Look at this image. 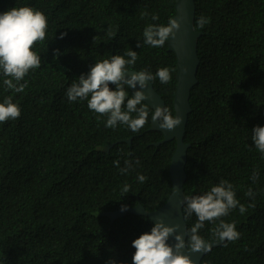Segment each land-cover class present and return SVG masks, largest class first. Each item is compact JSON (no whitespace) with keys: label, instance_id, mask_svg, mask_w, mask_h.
Masks as SVG:
<instances>
[{"label":"trees","instance_id":"obj_1","mask_svg":"<svg viewBox=\"0 0 264 264\" xmlns=\"http://www.w3.org/2000/svg\"><path fill=\"white\" fill-rule=\"evenodd\" d=\"M25 5L42 11L48 28L45 40L33 45L41 66L25 77L24 91L0 83V100L11 95L21 110L18 119L0 124V264H132V240L152 222L114 213L164 204L175 141L154 145L162 133L148 130L153 110L145 103L148 121L133 133L125 126L105 128L106 116L94 114L86 101L69 103L65 91L95 62L131 48L138 59L129 70L175 69L168 84L151 81L174 115V53L167 43H137L147 24L167 23L175 0H0V12ZM195 6L193 27L202 35L185 128L184 195L201 194L223 179L247 208L244 215L234 209L222 217L236 223L240 238L211 248L201 264H264V157L251 140L253 127L264 125V0H195ZM201 14L209 20L203 28L196 23ZM116 160L120 167L125 160L139 164L122 175ZM249 188L254 200L245 195ZM185 221L188 230L196 217ZM214 227L205 222L199 234L218 242Z\"/></svg>","mask_w":264,"mask_h":264},{"label":"clouds","instance_id":"obj_2","mask_svg":"<svg viewBox=\"0 0 264 264\" xmlns=\"http://www.w3.org/2000/svg\"><path fill=\"white\" fill-rule=\"evenodd\" d=\"M152 21L159 20L157 14H152ZM209 22L203 14L196 21L203 28ZM48 21L45 14L31 6L13 7L0 12V83L6 90L13 93H22L27 85L25 77L30 71L41 66V56L33 48L35 42H43L46 37ZM181 28L178 19L169 17L166 24H147L142 32V41L138 40L137 47L147 45L151 48L163 47L170 38L176 35ZM66 33H61L63 38ZM142 42V44H141ZM138 54L131 48L123 55H111L108 59L95 62L87 73H81L73 79L66 88L65 96L69 103L87 102V108L94 114L107 117L105 128L116 129L125 126L133 133L139 132L149 118V112L144 107L148 99L146 89L148 82L158 79L162 85L172 79L174 68L167 66L158 68L153 74L147 70L129 71L137 62ZM131 73L130 75H127ZM110 85H114L110 87ZM135 89L129 95L126 89ZM21 110L13 102L11 95L0 100V124L16 120ZM151 121L157 123L161 129L173 131L181 125L182 118L173 115L167 107L157 106L151 112ZM251 140L255 149L264 157V125H257L251 131ZM122 175L128 174L134 163L139 161H124L120 167L119 160L113 162ZM259 173L254 170L251 179H257ZM137 180L144 182L145 176L138 175ZM129 193V186L122 189ZM254 200L256 193L249 188L245 193ZM250 204L248 207H252ZM234 209L241 215L247 212L244 204L236 198V190L232 183L221 179L201 194L186 196L183 203L185 217L195 215L196 221L187 230V240L178 233L179 225L167 226L163 221L152 223L149 231L140 234L132 240L131 246L135 249L132 255V264H192L190 258L183 254V249L192 252L206 253L211 245L199 234L205 227V222L215 224L212 238L221 242H233L240 238L236 223L226 222L227 217ZM126 206L121 207L125 211ZM174 235L175 244L169 243L170 236ZM107 264H116L109 260Z\"/></svg>","mask_w":264,"mask_h":264},{"label":"water","instance_id":"obj_3","mask_svg":"<svg viewBox=\"0 0 264 264\" xmlns=\"http://www.w3.org/2000/svg\"><path fill=\"white\" fill-rule=\"evenodd\" d=\"M195 10V0H175L172 17L180 21L181 28L167 42V50L174 53L176 59V88L172 101L174 116L178 114L182 118V123L173 131L161 129L157 123L153 124V122L148 129L162 133V139L154 143L155 146L175 141L174 152L169 164L171 192L164 204L156 210L147 211L141 204H137L134 207L126 208L125 211H117L113 216H122L128 212H132L137 215L146 216L152 223L163 221L167 226L179 225L178 233L183 234L185 240L187 238V224L182 209L186 195H184L183 185L187 179L185 168L188 159L187 151L190 145L184 141V138L188 115L191 112L189 98L192 88L197 83L196 76L200 63L199 57L196 54L197 39L202 35V32L195 30L193 27ZM130 74L128 73L127 75ZM129 90L131 92L135 91V89L131 88ZM145 91L148 94V99L144 102L147 106L152 110H155L157 106L165 107V102L154 90L151 82H148V87ZM126 141L130 143L131 138ZM174 235L169 238V243L173 245L175 244ZM208 243L211 245V248H215L224 242ZM182 251L183 254L190 258L192 264H201L202 258L206 254L203 252L194 253L188 248Z\"/></svg>","mask_w":264,"mask_h":264}]
</instances>
